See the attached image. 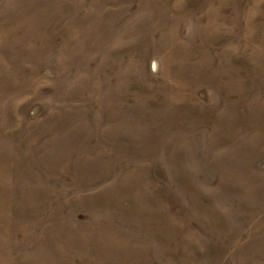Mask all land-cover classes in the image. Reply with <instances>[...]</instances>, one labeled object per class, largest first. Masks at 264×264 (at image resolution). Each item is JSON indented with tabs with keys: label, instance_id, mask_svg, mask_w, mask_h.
I'll return each instance as SVG.
<instances>
[{
	"label": "rangeland",
	"instance_id": "1",
	"mask_svg": "<svg viewBox=\"0 0 264 264\" xmlns=\"http://www.w3.org/2000/svg\"><path fill=\"white\" fill-rule=\"evenodd\" d=\"M0 264H264V0H0Z\"/></svg>",
	"mask_w": 264,
	"mask_h": 264
}]
</instances>
